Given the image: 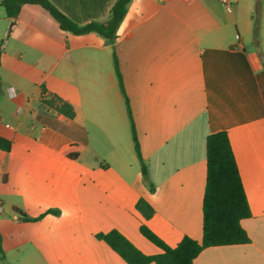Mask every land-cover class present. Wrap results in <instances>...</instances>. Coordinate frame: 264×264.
I'll list each match as a JSON object with an SVG mask.
<instances>
[{
	"label": "crops",
	"instance_id": "obj_1",
	"mask_svg": "<svg viewBox=\"0 0 264 264\" xmlns=\"http://www.w3.org/2000/svg\"><path fill=\"white\" fill-rule=\"evenodd\" d=\"M2 1L0 138L11 148L0 149V264H127L96 238L112 230L162 254L143 224L170 247L201 242L206 139L221 131L250 207L241 221L250 241L208 247L194 264H264V0H238L232 13L218 0H131L113 43L62 30L40 3L9 17ZM46 1L86 26L106 24L118 0ZM43 88L76 117L41 114ZM75 145L79 157L64 156ZM141 199L154 209L148 221L136 210Z\"/></svg>",
	"mask_w": 264,
	"mask_h": 264
},
{
	"label": "trees",
	"instance_id": "obj_2",
	"mask_svg": "<svg viewBox=\"0 0 264 264\" xmlns=\"http://www.w3.org/2000/svg\"><path fill=\"white\" fill-rule=\"evenodd\" d=\"M130 1L118 0L112 8L110 19L106 24L93 22L86 26H78L46 0H3L1 6L9 17L15 18L22 3H40L50 11L62 30L75 34L96 32L105 37L109 43H113L116 30L126 14L127 5ZM114 62L120 88L124 93L123 81L115 54ZM127 108L135 151L141 163L142 176L149 190L153 192L155 186L150 180L149 169L141 156L135 122L128 101ZM49 111H54L69 119L76 117V111L72 104L56 94L47 93L46 89L43 88L39 112L47 114ZM10 148V143L0 138V149L9 151ZM82 150L83 147L75 145L66 150L64 156L75 160ZM206 161L207 176L203 198V237L201 242L190 237H184L176 247H170L148 226L143 224L140 227L142 235L163 250L160 255L150 256L137 249L117 230L97 234L96 238L105 242L127 264H194L195 258L208 247L248 243L250 238L243 229L241 221L249 218L251 211L227 132L221 131L207 137ZM136 210L144 221H148L154 216V209L143 199L137 202ZM15 211L19 213L20 220H29L19 209ZM0 255H3L1 239Z\"/></svg>",
	"mask_w": 264,
	"mask_h": 264
},
{
	"label": "rangeland",
	"instance_id": "obj_3",
	"mask_svg": "<svg viewBox=\"0 0 264 264\" xmlns=\"http://www.w3.org/2000/svg\"><path fill=\"white\" fill-rule=\"evenodd\" d=\"M241 1V3H243L244 4V0H240ZM253 16H254V25L257 27L258 26V29L256 30L255 29V31L253 32V35H252V37H253V39L257 42V43H259L260 42V24H259V19H258V15H257V13H256V7H255V9H254V14H253ZM258 50L260 49V46H258V48H257ZM256 50V47H251L250 48V51H255ZM263 62H264V60H262Z\"/></svg>",
	"mask_w": 264,
	"mask_h": 264
},
{
	"label": "built area",
	"instance_id": "obj_4",
	"mask_svg": "<svg viewBox=\"0 0 264 264\" xmlns=\"http://www.w3.org/2000/svg\"><path fill=\"white\" fill-rule=\"evenodd\" d=\"M224 10L228 13L234 12L235 6L238 3V0H218Z\"/></svg>",
	"mask_w": 264,
	"mask_h": 264
}]
</instances>
